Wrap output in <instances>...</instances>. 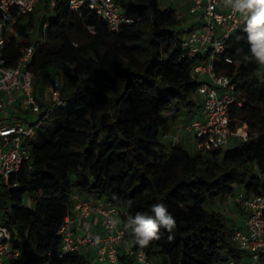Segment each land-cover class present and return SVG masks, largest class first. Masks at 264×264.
I'll list each match as a JSON object with an SVG mask.
<instances>
[{
  "label": "trees",
  "instance_id": "obj_1",
  "mask_svg": "<svg viewBox=\"0 0 264 264\" xmlns=\"http://www.w3.org/2000/svg\"><path fill=\"white\" fill-rule=\"evenodd\" d=\"M48 1L25 16L20 38L10 37L4 49L11 65L22 46L39 43L30 63L35 91L42 75L58 78L62 101L40 103L44 124L23 141L30 158L11 175L10 187L0 185V217L21 252L15 264H97L88 254L60 249L58 229L75 192L118 208L129 246L158 258L154 264L241 258L232 237L242 227L229 226L210 206L239 190L264 192V66L244 59L250 57L244 24L225 43L233 62L220 59L216 71L240 92L241 105L229 108L230 127L245 124L246 139L196 153L173 136L165 141L174 113L201 108L192 100L200 85L192 71L197 58L176 44L188 28L177 26L176 10L160 0H118L133 21L113 32L85 9L78 16L65 0L52 8ZM75 23L83 25L82 36ZM157 202L176 228H161L160 239L142 248L124 225L137 212L151 215Z\"/></svg>",
  "mask_w": 264,
  "mask_h": 264
},
{
  "label": "built area",
  "instance_id": "obj_2",
  "mask_svg": "<svg viewBox=\"0 0 264 264\" xmlns=\"http://www.w3.org/2000/svg\"><path fill=\"white\" fill-rule=\"evenodd\" d=\"M43 0H0V185L10 187V177L17 172L30 156L23 145L24 139L34 138L36 131L31 124H22L19 117L12 112L40 114L43 108L40 103L55 107L62 105L59 94V80L53 78L44 86L48 102H41L34 88L35 76L30 63L34 58L39 43H29L20 48L19 57L9 65L4 57V49L9 38H20L18 27L25 16L33 12ZM58 0H49V7L55 6ZM68 8L82 16L83 9L101 18L110 31L117 32L123 23L133 19L122 8L118 0H65ZM177 2L176 9H186L188 15H198L200 22L190 24L180 35L176 44L189 58H197L193 64L196 78L199 81L196 94L192 97L201 107V117L191 118L181 125L186 133L193 135L192 151L205 153L221 149L229 144L231 137L246 139L244 128L231 130L234 120L230 117L229 108L238 100L240 92L231 83L228 75L216 71V64L222 59L230 64L232 59L224 55L225 43L233 32L242 24L239 14H233L224 6V0H166ZM171 6V5H170ZM172 7V6H171ZM177 18L183 15L177 11ZM44 24L42 30H45ZM93 33V28L88 27ZM217 45H222L218 50ZM200 99V102L198 101ZM53 109L49 110L50 113ZM178 135L173 136L177 142ZM16 184H13L15 186ZM230 199V206L238 205L242 215V229H234L233 241L243 253L239 259L228 258L219 264H264V192L253 193L239 190ZM72 206L58 229L60 249L63 253L79 252L88 254L94 248L93 258L97 264H154L152 258L143 250L132 249L126 238L125 229L117 224L112 227L111 221L118 220L120 210L104 200H95L75 192L71 195ZM237 212H235L236 216ZM97 218L101 222L99 233L90 232L86 223ZM74 222L76 226L74 227ZM83 223V224H82ZM85 227H84V226ZM99 238L97 242L96 238ZM11 231L0 217V264H15L21 258L20 250L11 240ZM123 252L125 258L120 260Z\"/></svg>",
  "mask_w": 264,
  "mask_h": 264
},
{
  "label": "clouds",
  "instance_id": "obj_3",
  "mask_svg": "<svg viewBox=\"0 0 264 264\" xmlns=\"http://www.w3.org/2000/svg\"><path fill=\"white\" fill-rule=\"evenodd\" d=\"M224 6L233 14H239L244 22L243 31L246 33L250 52V57L245 55L244 59H252L257 65L264 66V0H224ZM217 48L220 50L222 45H217ZM128 203L130 205L131 201ZM151 213L137 212L134 216H129L124 225L134 236L135 243L142 248L160 239L161 228L170 233L176 228L175 218L163 203L153 204ZM119 223V220L111 221L112 227ZM96 239L99 242V238Z\"/></svg>",
  "mask_w": 264,
  "mask_h": 264
},
{
  "label": "rangeland",
  "instance_id": "obj_4",
  "mask_svg": "<svg viewBox=\"0 0 264 264\" xmlns=\"http://www.w3.org/2000/svg\"><path fill=\"white\" fill-rule=\"evenodd\" d=\"M160 4L162 7L164 6H168L171 5L172 7H175L176 5H178L177 2H172L169 4V2H167L166 0H160ZM177 11H180L183 15H185V19L183 20V16L181 18H177L178 14H176V19L178 20V25L179 28H187L190 24L194 23V22H200L201 18L198 15L192 16V15H188L187 14V10L186 9H176V13ZM74 27L78 30L79 35L82 36L84 34L82 27L83 25L79 24V23H75ZM183 34V33H182ZM49 74V73H48ZM54 76V75H53ZM258 76H260L258 74ZM198 81H205V77H199L197 78ZM48 81H50V78L47 77V75H42V77L39 79L37 87H36V93L38 95V98L41 102H48V98L45 95L44 92V86L45 83H47ZM198 101L200 102V99H198ZM13 115H17V117H19V122H22V124L26 125V124H33L32 128L36 131V129L41 125L44 124L42 121H40L39 118V114H32V113H24L22 111L19 112H12ZM189 120V119H188ZM186 120V121H188ZM186 121H184L183 123H181V125H183ZM238 129L240 128H244L243 125H240L237 127ZM175 132H178V140L177 142L181 143L186 150L188 151H192V139H193V135L191 133H186L182 127H177V128H171L169 130V135H171L170 137L166 138V142H168L170 140V138L172 136H174ZM173 134V135H172ZM168 140V141H167ZM237 140L232 137L229 141V144L226 147H232L234 142H236ZM231 144V145H230ZM225 147V148H226ZM212 206H210V208L215 209L220 211L226 218V222L229 226H233L234 225H239L240 224V215L236 214L235 216V211H232L230 206V199L229 198H223V199H216L212 202ZM119 220V219H118ZM120 224V223H119ZM93 252H94V248L90 247L88 249V252L90 254V258L92 259L93 262H95L94 258H93ZM154 262H158V258H153Z\"/></svg>",
  "mask_w": 264,
  "mask_h": 264
},
{
  "label": "crops",
  "instance_id": "obj_5",
  "mask_svg": "<svg viewBox=\"0 0 264 264\" xmlns=\"http://www.w3.org/2000/svg\"><path fill=\"white\" fill-rule=\"evenodd\" d=\"M183 10V9H182ZM201 117V108H195L191 112L186 110H181L179 113H174V118L171 121V128H177L181 126V123L190 119V118H199ZM173 135V134H172ZM174 135H178V132H175ZM169 132L167 133V138L170 137ZM232 208V211H235L237 206H229ZM238 210V209H237ZM241 219V218H240ZM83 224V223H82ZM74 227L76 226V222H74ZM84 226V225H83ZM85 227V226H84ZM87 229L92 233H99L101 231V222L97 218L90 219L86 223ZM237 227H242V220H240V224Z\"/></svg>",
  "mask_w": 264,
  "mask_h": 264
}]
</instances>
